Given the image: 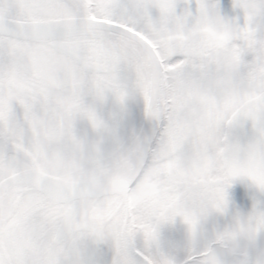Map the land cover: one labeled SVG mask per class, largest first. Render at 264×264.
<instances>
[{
    "label": "snow or ice",
    "instance_id": "1",
    "mask_svg": "<svg viewBox=\"0 0 264 264\" xmlns=\"http://www.w3.org/2000/svg\"><path fill=\"white\" fill-rule=\"evenodd\" d=\"M0 264H264V0H0Z\"/></svg>",
    "mask_w": 264,
    "mask_h": 264
}]
</instances>
